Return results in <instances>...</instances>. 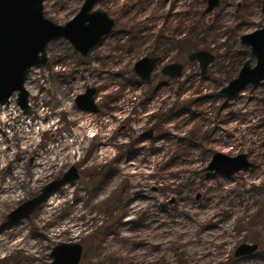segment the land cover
<instances>
[{"label": "rangeland", "instance_id": "1", "mask_svg": "<svg viewBox=\"0 0 264 264\" xmlns=\"http://www.w3.org/2000/svg\"><path fill=\"white\" fill-rule=\"evenodd\" d=\"M158 1L104 0L100 6L121 17L114 30L142 27L133 46L116 49L113 31L82 58L67 41H52L48 63L25 83L31 113L15 93L0 103V264H49L51 247L69 241L83 247L80 264H264V79L229 99L219 93L237 59L249 57L236 52L248 48L240 35L264 26L262 0H219L204 13L205 49L216 55L204 77L173 43L166 61H182L183 75L155 70L140 81L132 66L156 47L167 10ZM200 1H177L164 26L172 29ZM81 2L44 0V12L64 23ZM87 86L97 89L98 112L75 103ZM150 128L152 137L142 135ZM66 140L68 157L47 154ZM215 152L244 153L253 166L206 177ZM72 165L76 180L50 191L28 217L7 218ZM242 242L258 247L234 256Z\"/></svg>", "mask_w": 264, "mask_h": 264}, {"label": "water", "instance_id": "2", "mask_svg": "<svg viewBox=\"0 0 264 264\" xmlns=\"http://www.w3.org/2000/svg\"><path fill=\"white\" fill-rule=\"evenodd\" d=\"M103 0H84L79 11L64 24H57L43 12V0H0V103H8L9 97L16 92V102L25 114L31 113L28 101L29 92L24 86L32 67H41L47 63L46 46L49 41L63 37L81 55L89 53L104 34L115 25L113 17L103 8L96 7ZM219 0H206L204 13L216 7ZM240 43L247 49H239L240 54L249 57L242 63L237 75L220 89L227 97H234L247 84H259L264 79V26L240 35ZM254 58V64H251ZM214 55L206 49L188 54L189 61H197L202 74L206 73ZM160 57H141L133 64L134 72L143 80L150 79ZM162 73L177 78L182 75L180 62L163 65ZM93 87L75 98L76 104L83 110L97 111ZM264 98V97H263ZM144 133V135H149ZM253 163L246 154L229 156L215 152L204 167L206 176L216 174L230 175L241 169L252 167ZM79 177L78 169L70 166L61 177L45 184L39 193L26 199L7 214L9 220L28 217L31 212L59 185ZM257 249L256 243H240L234 250V256L251 254ZM83 247L78 241L59 242L51 247L49 264H80Z\"/></svg>", "mask_w": 264, "mask_h": 264}, {"label": "trees", "instance_id": "3", "mask_svg": "<svg viewBox=\"0 0 264 264\" xmlns=\"http://www.w3.org/2000/svg\"><path fill=\"white\" fill-rule=\"evenodd\" d=\"M203 2L204 0H201L197 5L189 6L187 10L184 9L182 13H180L182 14V17L179 18L177 24H175L172 27V29L166 28L165 26H161L157 28L155 31V35L157 36V41H155L154 44L156 45V47L153 49L152 52L157 53L162 57H167L173 48V43L175 47H178L179 49L183 50L185 54L187 53V55L192 51L205 49L206 32H204V29L206 30L209 29V26L203 23L205 17L204 9L206 7L202 5ZM159 5H163V2L159 1ZM128 12L129 11H124V13H128ZM162 12H163L162 17L164 24V21L166 22L169 20L171 12L168 10ZM110 13L114 14L115 12L110 11ZM152 18L155 17H150L148 20L152 21ZM165 29H168V31H170L171 33H175L176 38L173 36L174 34L170 36L165 35L164 34ZM130 32L131 35L129 37L130 39L128 38V40L132 42L140 32V29H134ZM242 62L243 59H240L238 63L241 64ZM232 64L230 65V69H227V71H230L232 69ZM229 75L230 74H228V76ZM232 77L233 75L230 76L229 79H231Z\"/></svg>", "mask_w": 264, "mask_h": 264}, {"label": "flooded vegetation", "instance_id": "4", "mask_svg": "<svg viewBox=\"0 0 264 264\" xmlns=\"http://www.w3.org/2000/svg\"><path fill=\"white\" fill-rule=\"evenodd\" d=\"M44 1V0H43ZM83 1L84 0H82V2H81V5H82V3H83ZM104 1V0H103ZM103 1H102V3H103ZM138 2H145V4H147L148 6L150 5V1L151 0H137ZM159 1H162L163 2V5H160V6H166V4H167V10L168 11H170V12H172V11H174V9H175V5H176V3H177V1H179V0H159ZM159 1H158V3L157 4H159ZM168 1V2H167ZM126 2H128V1H126ZM102 3H100L99 5H97V6H95V8L96 7H101L100 5L102 4ZM169 3V4H168ZM43 4V3H42ZM81 5H80V7H81ZM262 6H263V10H264V0H262ZM80 7H79V9H80ZM125 7H129L131 10H133V8H134V4L132 3V1H129L128 3H125ZM101 8H103V7H101ZM79 9H78V11H79ZM104 9V8H103ZM122 9H123V7L122 6H120L119 7V9H118V11H121L122 12ZM104 10H106V9H104ZM77 11V12H78ZM112 17H113V19L115 20V25L113 26V28H112V30L110 31V32H108L107 34H104L103 36H102V38L96 43V44H94L92 47H91V49H90V51H89V53L88 54H86V55H81L78 51H76L75 49H73V47L70 45V43L66 40V39H64L63 37H59V38H57V39H53V40H51V41H49L48 42V44H47V46H46V55H47V63H48V61H49V58H48V52H47V47H48V45H49V43L50 42H52V41H55V40H58V39H63V40H65V41H67L68 43H69V46L73 49V51L75 52V53H77L79 56H81L82 58H84V57H87L90 53H91V51L98 45V44H100L101 43V41L106 37V36H110V33H112L113 31H115V35H116V39H115V42H116V49L117 48H123V46H128V45H131V46H133L132 45V43L128 40V38L130 37V35H131V33H130V31H132V30H134V29H140L141 30V28L142 27H140L138 24H135V25H130V27H126V28H123L122 27V25H120V28H118V29H116V30H114L115 29V27L116 26H118V23H119V20H120V15L118 16V18H115L114 16H113V14H111L110 13V11H108V10H106ZM125 11H128V10H125ZM43 12H44V6H43ZM76 12V13H77ZM75 13V14H76ZM75 14L71 17V18H73L74 16H75ZM44 15H45V12H44ZM45 17H47L46 15H45ZM151 17V16H150ZM48 19H50L51 21H53V22H55L54 20H52L51 18H49V17H47ZM70 18V19H71ZM148 18V17H147ZM70 19H68V20H70ZM149 19V18H148ZM67 20V21H68ZM66 22V21H65ZM64 22V23H65ZM55 23H57V22H55ZM64 23H57V24H64ZM161 26H164V24H161ZM161 26H159V27H161ZM158 27V28H159ZM133 42V41H132ZM130 47V46H129ZM239 49H237V51H238ZM153 50H151V51H149L146 55H144V56H141V57H145V56H147V57H160L161 58V62L160 61H158L157 62V64H156V66H155V68L153 69V71L151 72V76H150V79H148V80H143V79H141L139 76H138V78L140 79V81H146V82H149V81H151L152 80V75H153V72L155 71V70H159L160 71V74L162 75V76H164V77H166V78H169V79H176V78H173V77H171V76H169V75H165V74H163L162 73V71H161V69H162V67H163V65L164 64H166V63H169V62H174V61H166V58L167 57H162L161 55H159V54H157V53H154V52H152ZM180 51H182L184 54H185V52L183 51V50H180ZM236 51V52H237ZM238 53V52H237ZM238 54H240V53H238ZM213 55H214V53H213ZM240 55H243V54H240ZM246 55V54H245ZM140 57V58H141ZM187 57V60H188V55L186 56ZM215 57V56H214ZM139 58V59H140ZM248 58V57H247ZM138 60V59H137ZM214 60V59H213ZM244 60H246V58L244 59ZM244 60H243V62H244ZM189 61V60H188ZM195 61V60H194ZM239 61V59H237V62ZM176 62H180V63H182V65H183V71H184V69H185V64L182 62V61H176ZM242 62V63H243ZM46 63V64H47ZM198 63V62H197ZM242 63H241V65H242ZM45 64V65H46ZM252 64V63H251ZM45 65H43V66H45ZM199 65V64H198ZM241 65H240V67H241ZM43 66H41V67H43ZM209 66V65H208ZM32 68H36V67H32ZM32 68H31V70H32ZM132 68H133V66H132ZM200 68V67H199ZM240 69V68H239ZM239 69H238V71H239ZM31 70H30V72H31ZM207 70H208V67H207ZM133 71H134V69H133ZM183 71H182V75H183ZM238 71H237V73H238ZM30 72H29V74H30ZM206 73H207V71H206ZM206 73H204V74H202L201 73V71H200V74L204 77L205 76V74ZM237 73H236V75H237ZM29 74H28V77H29ZM181 75V76H182ZM235 75V76H236ZM181 76H179V77H181ZM235 76H233V77H235ZM28 77H27V79H28ZM179 77H177V78H179ZM232 77V78H233ZM231 78V79H232ZM27 79H26V81H27ZM26 81L24 82V86H25V83H26ZM262 82V81H261ZM260 82V83H261ZM259 83V84H260ZM253 84V83H252ZM248 85V84H247ZM224 86V85H223ZM222 86V87H223ZM88 87H93L94 89H95V92H94V101H95V95H96V92H97V89L94 87V86H87L86 88H85V90L83 91V92H81V93H78V94H83L85 91H86V89L88 88ZM26 88V87H25ZM221 89V88H220ZM28 91V90H27ZM29 92V91H28ZM13 93H15L16 94V92H13ZM219 93H220V91H219ZM77 94V95H78ZM221 94V93H220ZM13 95V94H12ZM11 95V96H12ZM76 95V96H77ZM222 95V94H221ZM10 96V97H11ZM29 96H30V93H29ZM76 96H75V98H76ZM223 96V95H222ZM10 97H9V100H10ZM223 97H225V96H223ZM225 98H227V97H225ZM227 99H229V98H227ZM262 99H263V101H264V98L262 97ZM9 100H8V102H9ZM16 100V99H15ZM28 101H29V97H28ZM17 103V102H16ZM76 103V102H75ZM30 104V103H29ZM96 104V103H95ZM78 106V105H77ZM96 106H97V104H96ZM79 107V106H78ZM98 106H97V111H95V112H98ZM87 111V110H86ZM91 112H93V111H91ZM94 112V113H95ZM149 131H151V133L149 134V135H147V136H149V137H152L153 136V133H154V131L152 130V128H150V129H148L147 131H145L144 133H149ZM144 133H142V135L144 134ZM205 172V171H204ZM217 175V174H216ZM215 176V175H214ZM207 177V176H206ZM211 177V176H210ZM258 247V246H257ZM247 255H250V254H247ZM82 256V255H81Z\"/></svg>", "mask_w": 264, "mask_h": 264}, {"label": "bare ground", "instance_id": "5", "mask_svg": "<svg viewBox=\"0 0 264 264\" xmlns=\"http://www.w3.org/2000/svg\"><path fill=\"white\" fill-rule=\"evenodd\" d=\"M8 114H10V115H12L13 116V118H15L16 117V115H14L13 113H12V111L11 112H8V111H6ZM20 130H22L21 128H20ZM35 133V131H33V133H30V134H27L28 135V137H31L33 134ZM21 134H24L23 132H21ZM80 135V132L79 131H77L76 133H75V135H73V137H74V139H76L77 138V136H79ZM73 137H72V139H73ZM67 141V140H66ZM67 145H69V143H68V141L64 144V145H59L58 147H55L54 149H49L48 151H47V154L48 155H61L62 157H65V156H67L68 155V153L66 152V148H67ZM1 150H3V149H1ZM61 151H63V152H61ZM46 156H44V154H39L38 156H37V159L38 158H45ZM48 157V156H47ZM68 157V156H67ZM63 159V158H62ZM53 160V159H52ZM39 167L40 166H42V164L41 163H39V165H38ZM6 185V184H5ZM4 185V186H5ZM1 191V190H0ZM13 192V191H12ZM2 195V194H1ZM13 196H14V194H12ZM6 196H7V194H6ZM6 196L4 197V199L6 198ZM11 196V195H10ZM9 200V199H8ZM54 204V203H53ZM50 207V206H49ZM49 207H48V209H49ZM52 210V209H51ZM50 210V211H51ZM2 239V238H1ZM20 244V243H19ZM24 244V243H23ZM18 245V244H17ZM10 246H11V244H10ZM13 247V246H12ZM19 247H21V246H19ZM3 249V248H2ZM4 251V250H3Z\"/></svg>", "mask_w": 264, "mask_h": 264}]
</instances>
